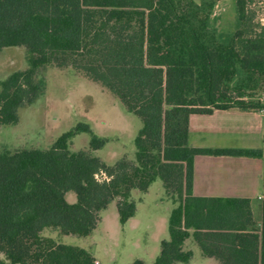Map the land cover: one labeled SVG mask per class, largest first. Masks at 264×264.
Instances as JSON below:
<instances>
[{
    "label": "trees",
    "instance_id": "1",
    "mask_svg": "<svg viewBox=\"0 0 264 264\" xmlns=\"http://www.w3.org/2000/svg\"><path fill=\"white\" fill-rule=\"evenodd\" d=\"M212 7L205 0H0V53L23 46L28 62L0 81V125L16 124L18 109L43 94L41 67L75 59L141 120L134 160L121 157L112 165L87 150L69 149L70 139L82 132L89 149L107 142L84 122L47 149L0 151V264H95L88 250L44 237L42 230L87 236L113 200L123 225L136 210L131 190L146 192L157 178L166 194L175 195L176 206L168 216V238L150 264L189 262L192 251L183 249L189 236L221 264H264V204L258 235L249 199L191 193L196 155L264 160V146L187 145L192 113L264 108V100L247 101L241 86L231 95L240 77L264 87V25L252 22L248 0H234L237 27L222 33L209 23ZM67 191L75 194L74 203L65 199Z\"/></svg>",
    "mask_w": 264,
    "mask_h": 264
},
{
    "label": "rangeland",
    "instance_id": "2",
    "mask_svg": "<svg viewBox=\"0 0 264 264\" xmlns=\"http://www.w3.org/2000/svg\"><path fill=\"white\" fill-rule=\"evenodd\" d=\"M198 1V0H196ZM206 3H213L209 23L218 31L231 34L237 27V16L234 8V0H205ZM248 10L252 12L254 24L264 25V0H248ZM63 66L53 63L46 64L39 69V74L45 78L46 87L43 94L31 105H26L18 109V121L16 124L0 125V151H14L22 148L47 149L56 138L63 132L71 129L76 123H87L92 131L97 135L108 138V142L95 151L94 155L107 164H113L118 158L126 157L132 159L134 151L133 137L141 127V120L127 112L124 105L113 95L108 88L100 82L92 80L85 72V64L80 60H66ZM28 67L27 54L23 46H10L2 49L0 53V81L6 78L11 72L24 70ZM239 84L234 86L231 83V95H237V88L242 87L247 101L264 100V87L256 79L250 81L244 77L237 79ZM125 131L127 134L122 135ZM133 131V134L131 133ZM130 134V139H128ZM132 134V135H131ZM89 136L86 133H78L70 139L69 149L77 151L87 148ZM102 179L103 175H98ZM73 194L72 192H70ZM135 197L143 196L134 191ZM162 189L160 179H156L144 199L146 204L140 206L139 214L142 219L150 220L145 223L146 227L138 231V236L132 237L143 245L147 241V247L152 250L158 247L155 234L149 229L151 224L155 225V217L158 214H165L170 203L159 204L155 207V199H172L175 195H168ZM69 193L67 192L66 199ZM135 199V198H134ZM75 196L73 194V202ZM157 204V203H156ZM158 205V204H157ZM150 212L151 216L146 215ZM105 219L102 227L107 231L108 238L101 235L96 238H85L78 235L64 236L58 230L45 228L41 235L50 237L56 242L85 247L88 251L98 248L97 253L105 257L101 248L109 247L117 256L115 264H125L126 255L130 258H140L151 263L154 259L150 251L127 247V254L121 245V236L118 238L119 227L116 218V209L110 206L104 214ZM115 219V220H114ZM124 249V250H123ZM157 254V253H156ZM0 259L5 257L0 253ZM95 264H97L95 262ZM107 264V263H105Z\"/></svg>",
    "mask_w": 264,
    "mask_h": 264
},
{
    "label": "crops",
    "instance_id": "3",
    "mask_svg": "<svg viewBox=\"0 0 264 264\" xmlns=\"http://www.w3.org/2000/svg\"><path fill=\"white\" fill-rule=\"evenodd\" d=\"M122 132V135L127 134L125 131ZM131 133L133 134V131ZM98 136L104 137L103 135ZM128 136V139H130V134H128ZM106 139L108 142V138ZM187 145L190 147L212 149L236 148L262 150L264 146V108L259 110H243L238 107H230L227 109H214L210 114L192 113L188 116ZM80 150H87L90 152L95 151L96 153L99 149L92 150L89 149V146H87V148ZM134 152L135 147L133 152L131 150L133 157L130 160H134ZM95 153L91 154L94 155ZM263 168V157L208 154L196 155L193 159L191 193L196 197L249 199L253 228L258 235H261L263 229L264 204ZM155 180L152 183H154ZM152 183L150 185H152ZM150 185L146 192H140L138 190V193L140 192L139 194H142L143 196L139 195L138 197H135L134 191L137 189L131 190V197L133 199L135 198L134 200L136 201V210L135 214L128 218L123 225L119 223L116 209V200H113L107 205L105 209L99 212V221L92 232L87 236L81 237L96 238L97 236L101 235L105 238H108L107 231L104 229V227H102V225L105 219V212L110 206H113V208L116 209V218L118 221L117 224L120 229L118 238L121 236V245L125 249H123L124 253L127 254L128 246L136 249H139L141 246L143 247V250L148 249L147 251H150L151 256H153L155 259L160 251V241L168 238L167 220L170 211L176 206V202H174L172 199H155V207H158L159 204L170 203L169 207H167V212H164L165 214H158L156 217L155 215L152 216L155 218V225L151 224L149 226V229L152 231V233H157V235L155 234V239L158 243V247L150 250L146 245L147 241H144L143 245H140L135 240V238L132 237V235L136 234L138 236V231L142 227L145 228V223L150 220V218L148 221L142 219L139 214L140 206L146 204L144 195L147 194ZM162 189V194H164L165 190L163 188V184ZM67 192L69 193V197L66 199L65 196V199L69 203H74L76 201L75 197V201L73 202L74 193L72 191ZM146 215L151 216L149 211L146 213ZM63 235L67 236L65 234ZM76 246L81 247L80 244H77ZM82 248L86 249L85 247ZM97 249L98 248L96 247L89 251L97 264H115L117 262L118 258L116 254L113 253L108 246H102L101 248L105 257L99 256ZM183 249L191 250L192 257L189 262L180 264H221L214 257L204 256L193 240L192 236H189L187 239H185L183 242ZM130 257L131 256L129 254L126 255V260L124 262L125 264H130L133 260L140 259H134ZM141 260L145 264H148L146 260Z\"/></svg>",
    "mask_w": 264,
    "mask_h": 264
}]
</instances>
